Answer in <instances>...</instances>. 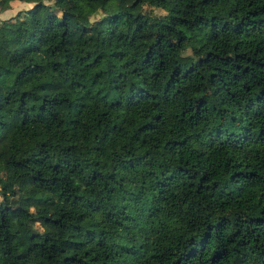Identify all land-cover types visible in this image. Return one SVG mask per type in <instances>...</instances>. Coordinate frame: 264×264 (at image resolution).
Listing matches in <instances>:
<instances>
[{
  "label": "trees",
  "instance_id": "16d2710c",
  "mask_svg": "<svg viewBox=\"0 0 264 264\" xmlns=\"http://www.w3.org/2000/svg\"><path fill=\"white\" fill-rule=\"evenodd\" d=\"M17 1L0 264H264V0Z\"/></svg>",
  "mask_w": 264,
  "mask_h": 264
},
{
  "label": "rangeland",
  "instance_id": "374dc122",
  "mask_svg": "<svg viewBox=\"0 0 264 264\" xmlns=\"http://www.w3.org/2000/svg\"><path fill=\"white\" fill-rule=\"evenodd\" d=\"M11 6H12L11 9H6V10L0 12V20L11 16L18 9L27 7L28 5L26 3H21L19 1H17V3L13 2ZM143 9L148 11V12H151L152 14H155V15L163 13V11L157 7L144 6ZM185 52L188 53L189 49H185Z\"/></svg>",
  "mask_w": 264,
  "mask_h": 264
},
{
  "label": "clouds",
  "instance_id": "9594fccd",
  "mask_svg": "<svg viewBox=\"0 0 264 264\" xmlns=\"http://www.w3.org/2000/svg\"><path fill=\"white\" fill-rule=\"evenodd\" d=\"M28 7L31 8V7H34V5H29Z\"/></svg>",
  "mask_w": 264,
  "mask_h": 264
}]
</instances>
